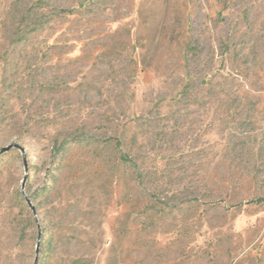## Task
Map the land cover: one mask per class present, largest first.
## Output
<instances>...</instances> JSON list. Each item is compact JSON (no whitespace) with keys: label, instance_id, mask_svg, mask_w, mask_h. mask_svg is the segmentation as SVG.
I'll use <instances>...</instances> for the list:
<instances>
[{"label":"rangeland","instance_id":"374dc122","mask_svg":"<svg viewBox=\"0 0 264 264\" xmlns=\"http://www.w3.org/2000/svg\"><path fill=\"white\" fill-rule=\"evenodd\" d=\"M38 1L0 0V264H264V0ZM76 129L158 172L53 170L32 134Z\"/></svg>","mask_w":264,"mask_h":264},{"label":"trees","instance_id":"16d2710c","mask_svg":"<svg viewBox=\"0 0 264 264\" xmlns=\"http://www.w3.org/2000/svg\"><path fill=\"white\" fill-rule=\"evenodd\" d=\"M42 7V0L38 1V3L33 5L32 10L36 8ZM74 14V12H72ZM48 18L44 16V14L36 18L34 20L29 21L22 27V31L17 36V42H25L27 41V37L29 34L37 33L43 31L47 24H49ZM8 99H4L2 95H0V133L4 131L6 124H9L8 121L11 118H8L4 111L2 105L6 104ZM41 120L45 121L47 127L52 126L57 123V117H50V116H42L36 117L34 120L35 123H39ZM29 132V131H27ZM32 134V133H29ZM34 137H38L40 139H48L52 140V168L53 170H66L71 171V169L80 167L82 164L80 163L79 159H76L74 156H68L69 153L80 154V153H87L89 154L91 159L97 160L103 164L104 168L111 169H122L128 174V178L131 181H135L139 186L143 184L147 179L151 180L154 177V172H158L159 168H151L150 170L145 166L144 162L140 164L139 159L134 157L131 153H128L124 150V143L123 140L120 138L115 139H107V140H99L95 137H90L84 130L76 129L73 131H69L68 133H64L63 137H59V135L52 134H43L37 133L32 134ZM136 141V140H135ZM52 171V170H50ZM51 173V177L45 187L42 189L41 193L43 195H50L55 191V186L58 182V175ZM102 171L96 170L94 174L90 177L92 182H97L100 180L102 176ZM53 182L54 185H50ZM168 205L164 203L162 200L159 202H149L145 206V209L142 213L147 214V209L154 210L156 213H166V209ZM141 216V215H138ZM139 217H136V221H138ZM130 217H126L123 219L117 229V234L119 238L124 239L128 237L130 233L129 227ZM63 228V225L61 226ZM63 229H61V232ZM54 233V232H53ZM62 234V233H61ZM65 235H60V233H56L50 236L48 241V247L51 248L49 251L55 253L52 249V246H57L58 242ZM56 243V244H55ZM55 244V245H54ZM73 264H86L84 263L82 258H77Z\"/></svg>","mask_w":264,"mask_h":264},{"label":"water","instance_id":"95a60500","mask_svg":"<svg viewBox=\"0 0 264 264\" xmlns=\"http://www.w3.org/2000/svg\"><path fill=\"white\" fill-rule=\"evenodd\" d=\"M18 146H9V147H6V148H3L0 153H6V152H9L11 149L13 148H17Z\"/></svg>","mask_w":264,"mask_h":264}]
</instances>
